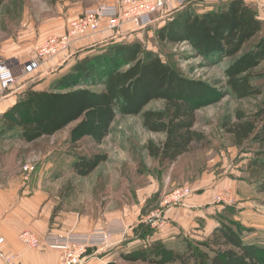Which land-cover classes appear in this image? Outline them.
I'll use <instances>...</instances> for the list:
<instances>
[{
  "label": "rangeland",
  "instance_id": "obj_1",
  "mask_svg": "<svg viewBox=\"0 0 264 264\" xmlns=\"http://www.w3.org/2000/svg\"><path fill=\"white\" fill-rule=\"evenodd\" d=\"M118 1L4 0L0 9V52L7 57L17 54L25 65L34 60L41 42L47 37L64 34L71 22L83 12ZM226 1L194 0L191 4L198 14H202ZM176 15L159 17L142 30L127 26L124 30L104 31L75 44L68 53L47 61L49 65L45 72L40 73L39 69V73L26 76L30 77L25 78V97L31 91L51 89L76 64L86 58L99 60L109 44L119 41L141 42L148 51L160 54L165 62L190 79L205 82L222 79L227 83L224 72L230 59L201 56L187 43H160L157 31ZM263 38L264 32L245 50ZM112 64L116 66V63ZM96 68L98 70V66ZM96 68L93 66L94 72ZM95 75L85 84L80 77L72 79V88L77 89L84 84L91 90L101 91L103 87L98 82L101 76ZM252 76L254 86L261 88L263 93L258 97L240 99L226 88L227 95L221 102L197 113L195 129L205 135L206 140L195 144L189 153L173 164L161 163L149 155L147 146L150 143L162 145L166 135L148 130L142 115H118L110 134L97 144L91 136L93 114L88 113L55 136L36 142L28 143L20 138V133L12 134L11 142L0 144V185L13 187L20 183L26 196L40 192L42 209L48 207L51 222L61 223L59 226H64L63 232L77 231L80 227V231H90L95 226L104 228L116 218H122L130 232L126 239L142 240L148 246V240L163 237V234L168 236L167 230L178 224L168 215L170 211L187 215L190 208L189 215L196 217L194 224L186 229H177L179 233L171 235L177 237L169 245L172 250H183L185 242L189 241L197 253L206 252L200 244L222 221L235 224L246 244L264 247V193L258 190L264 176L250 177L249 168L256 148L249 144L237 147L233 137L222 129V124L234 121L238 112L252 114L264 107V63L252 71ZM41 78H46L47 83L36 90L38 85L44 84ZM164 107L163 101H154L146 110ZM97 155H105L106 161L88 176H82L87 162ZM182 187L191 188V197L181 203L164 206L165 198ZM218 195L228 198L229 202L219 201ZM199 204L202 206L197 209ZM231 208L236 210V216H230L227 210ZM160 210L169 221L164 228L152 224ZM248 210L252 215L250 219L246 217ZM73 220L77 222L76 226L69 227L68 223ZM132 249L127 246L122 251Z\"/></svg>",
  "mask_w": 264,
  "mask_h": 264
},
{
  "label": "trees",
  "instance_id": "obj_2",
  "mask_svg": "<svg viewBox=\"0 0 264 264\" xmlns=\"http://www.w3.org/2000/svg\"><path fill=\"white\" fill-rule=\"evenodd\" d=\"M3 4L4 0H0V9ZM175 14L157 31L160 43H187L201 56L230 59L224 72L227 83L222 79L213 82L190 79L141 42H113L99 60L86 58L79 62L51 89L28 92L24 102L7 114L4 125L19 130L20 138L32 143L53 137L92 113L91 136L95 143L101 144L118 115H142L148 130L166 135L162 145L147 146L149 155L161 163H175L195 144L206 140L195 129L197 113L221 102L227 95L226 88L240 99L263 93L254 86L252 71L264 63V38L245 50L264 32V21L246 0H227L202 14L190 4ZM93 66H98V70L94 72ZM97 73L101 76L98 81L103 87L101 91L84 85ZM78 77L84 84L73 89L71 80ZM154 101H163L165 107L146 110ZM222 129L233 137L237 147L255 146L254 160L249 164L250 177L263 178L264 107L252 114L238 112L234 121L222 124ZM106 159L105 155L92 157L81 175L88 176ZM258 190L264 193V182ZM227 211L230 216L237 214L232 208ZM200 246L206 252L197 253L189 241L183 250H172L156 241L122 258L127 264H264V247L246 244L235 224L222 221Z\"/></svg>",
  "mask_w": 264,
  "mask_h": 264
},
{
  "label": "built area",
  "instance_id": "obj_3",
  "mask_svg": "<svg viewBox=\"0 0 264 264\" xmlns=\"http://www.w3.org/2000/svg\"><path fill=\"white\" fill-rule=\"evenodd\" d=\"M194 0H119L117 3L101 4L83 12L70 24V28L59 36L47 37L36 49V56L27 64L18 65L0 57V91L7 92L20 87L22 80L36 73L47 61L59 58L68 53L75 44L92 39L104 31H121L124 27L134 26L145 29L159 17H167L186 8ZM166 15V16H165ZM192 190L182 187L171 192L164 201V206L181 203L191 197ZM230 199H233L230 195ZM218 200H227L218 195ZM164 208V207H163ZM156 227L164 228L169 225L166 215L161 210L156 212L152 222ZM113 228V227H112ZM111 225L97 228L87 233L76 230L49 233L39 238L30 231L20 234L24 244L33 249L53 248L59 254L57 264H83L92 248L103 249L108 245L113 233ZM0 239V245L3 243Z\"/></svg>",
  "mask_w": 264,
  "mask_h": 264
},
{
  "label": "crops",
  "instance_id": "obj_4",
  "mask_svg": "<svg viewBox=\"0 0 264 264\" xmlns=\"http://www.w3.org/2000/svg\"><path fill=\"white\" fill-rule=\"evenodd\" d=\"M246 2L256 8L259 19L264 21V0H246ZM0 57L6 61H13L18 65H23L25 63L20 61L17 54H15V56L12 55L11 57H7L5 53L0 52ZM48 65L49 62H46L44 65H42L39 72H45L46 69H48ZM26 79L22 80L19 88L16 87V89L4 92V94L0 93V144L11 142V135L20 133L19 130L11 129L9 126L4 125L3 122H5V117L12 110V108L16 107V105L24 100L25 94L23 91L26 89ZM45 80L46 78L42 79L44 84L38 85L36 90H39L41 85H45L47 83ZM13 138H18V136H13ZM19 184L20 183L13 187L0 185V239L4 240L0 245V264H57L59 258L57 250L49 247L38 249L29 248L21 240L20 234L24 231H30L39 238H44L50 232H63L64 230L62 228L64 226H59L61 223L56 224L51 222L52 216L47 210L48 207H44L42 209L43 200H40V192L26 196V191ZM200 206L202 205H197V209H200ZM188 211L189 213L187 215L170 211L168 215L172 216L178 224L174 225L172 229L170 228L167 230L166 234L168 236L163 234V237H157L156 239L148 240V245L156 241H162L169 247V245L177 239V237H171L172 234L179 233V231L176 232L177 229H186L187 227H190L192 224H194L196 217L189 215L191 214L190 208ZM250 212L251 211L248 210V215H246V217L249 219L252 218ZM204 213L205 212H203L201 216L204 215ZM82 223L83 222H79V224ZM76 224L77 222L73 220L68 223V226L73 227L76 226ZM110 225L111 228H114H112L114 233L108 242V245L103 248L104 251L97 248L90 249L83 264H117L118 262L126 263L122 258L123 253H126L127 255L132 253L131 251H137L147 246L146 242L142 240H132L133 238L131 240L130 238L126 239L130 232L128 231L129 229L127 228L125 219L123 220L122 218H116L113 222H111ZM98 227L99 226H95L93 229L91 228V230L97 229ZM79 229H81V227ZM214 229L215 227L212 229L210 235ZM78 230L77 232L80 233L89 232L86 230ZM127 246L133 249L123 252L122 250L126 249Z\"/></svg>",
  "mask_w": 264,
  "mask_h": 264
}]
</instances>
